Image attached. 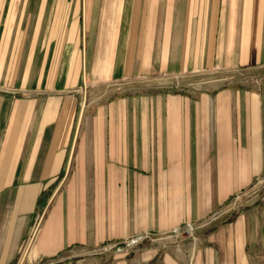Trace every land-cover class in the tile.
<instances>
[{
  "label": "crops",
  "instance_id": "obj_1",
  "mask_svg": "<svg viewBox=\"0 0 264 264\" xmlns=\"http://www.w3.org/2000/svg\"><path fill=\"white\" fill-rule=\"evenodd\" d=\"M256 179L264 0H0V264H264V181L183 245L170 234ZM141 233L111 260L84 250Z\"/></svg>",
  "mask_w": 264,
  "mask_h": 264
},
{
  "label": "rangeland",
  "instance_id": "obj_2",
  "mask_svg": "<svg viewBox=\"0 0 264 264\" xmlns=\"http://www.w3.org/2000/svg\"><path fill=\"white\" fill-rule=\"evenodd\" d=\"M224 74V73H227V75H229V72L228 71H220V72H217L216 74H213L211 76H215V77H221L220 74ZM161 74H156V73H152V74H148V75H141V76H136V77H129V78H126L124 80V82L122 80H117L115 79L114 81H112L110 84L106 85L105 87V90H107V92L103 93V95H100L101 97H109L111 95V93H116L117 91H124V90H140V89H152L153 86L155 85H160V84H156L154 81L156 79H158L159 81H163L165 80L164 78H160ZM164 75V74H162ZM227 75L225 76L227 78ZM160 78V79H159ZM209 78V76H206L205 74H200V75H197V76H194V77H191V75H184L180 81V83L178 82L179 85H183L185 86V84L187 83H190L192 84L193 82H196L197 81L200 83V81L202 79H207ZM128 80H131V81H128ZM175 81H176V78H175ZM172 83L170 82V78L167 79L165 82L161 83V85H171ZM173 85H175V83H173ZM79 91H80V95H81V99H82V108L85 107L87 104H88V101L90 99V93H88L86 91V88L84 86L80 87L79 88ZM114 91V92H113ZM86 92V93H85ZM100 97V98H101ZM257 179L249 186V188L247 189V192L243 195H241L240 197V204H238L237 206L233 207L232 209L222 213L221 215H219L217 217V219L214 221V222H210V223H207V224H203V225H199L198 224V221L196 222H192V228L189 229L185 223L178 226V229H174L170 234L172 235L171 236V239L173 241V243L177 242L179 243L180 245H183L184 243H186L187 241L190 240V238L192 239L193 235H195V233L205 227V226H210L214 223H216L218 221V219L222 216V215H225L227 213H230L233 209L235 208H241V207H247L249 206L252 202H248V198L253 196L254 194H258L260 192V189L262 187V184H263V181L264 180H259L258 182L260 184H258V189H256L255 191H253V184L256 183ZM257 184V183H256ZM261 185V186H259ZM230 202L224 207V208H228L229 205L232 204V197L230 199ZM225 204V203H224ZM223 204V205H224ZM253 204V203H252ZM222 206V205H221ZM137 235H143L137 242H131L129 244H126V241L128 239H130L131 237H134V236H137ZM137 235H134V236H131V237H127L121 241H108V242H104V243H100L96 246H93V247H88L86 249H84L86 251V254L88 255H100V254H108L107 258L108 260H111L112 258V250L114 247H116L117 245H121L124 249H132L134 247H136L137 245L141 244L143 242V240L145 238H147L149 235L147 233H141V234H137ZM37 261V260H36ZM33 264V263H32Z\"/></svg>",
  "mask_w": 264,
  "mask_h": 264
},
{
  "label": "built area",
  "instance_id": "obj_3",
  "mask_svg": "<svg viewBox=\"0 0 264 264\" xmlns=\"http://www.w3.org/2000/svg\"><path fill=\"white\" fill-rule=\"evenodd\" d=\"M259 179H257V181H256V183H254L253 184V191H255L256 189H258L259 187H258V184H260L259 182ZM259 186H261V185H259ZM247 192V190L246 191H243V192H240V193H237V194H235V195H233L232 196V204L231 205H229V207L226 209V208H224L229 202H230V200H228L224 205H222V206H219V207H217L216 209H214L209 215H207L205 218H203V219H201V220H199L198 221V224L199 225H203V224H207V223H210V222H214L216 219H217V217L219 216V215H221L222 213H224V212H226V211H228V210H230V209H232L233 207H235V206H237L238 204H240V197H241V195H243V194H245ZM185 225L189 228V229H191L193 226H192V222H187V223H185ZM177 229H178V227H177ZM176 229V230H177ZM143 235H137V236H134V237H131L130 239H128L127 241H126V244H129V243H131V242H137L141 237H142ZM33 264H48V262L47 261H43V260H41V259H38L35 263H33Z\"/></svg>",
  "mask_w": 264,
  "mask_h": 264
},
{
  "label": "bare ground",
  "instance_id": "obj_4",
  "mask_svg": "<svg viewBox=\"0 0 264 264\" xmlns=\"http://www.w3.org/2000/svg\"><path fill=\"white\" fill-rule=\"evenodd\" d=\"M86 93V92H85Z\"/></svg>",
  "mask_w": 264,
  "mask_h": 264
}]
</instances>
